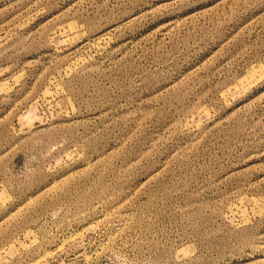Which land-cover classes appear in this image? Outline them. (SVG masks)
<instances>
[{"label": "rangeland", "instance_id": "374dc122", "mask_svg": "<svg viewBox=\"0 0 264 264\" xmlns=\"http://www.w3.org/2000/svg\"><path fill=\"white\" fill-rule=\"evenodd\" d=\"M0 264H264V0H0Z\"/></svg>", "mask_w": 264, "mask_h": 264}]
</instances>
